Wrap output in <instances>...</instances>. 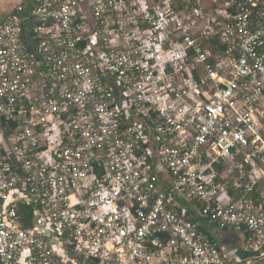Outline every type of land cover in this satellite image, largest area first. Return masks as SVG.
Returning <instances> with one entry per match:
<instances>
[{
	"label": "built area",
	"instance_id": "obj_1",
	"mask_svg": "<svg viewBox=\"0 0 264 264\" xmlns=\"http://www.w3.org/2000/svg\"><path fill=\"white\" fill-rule=\"evenodd\" d=\"M28 6L0 24V264L263 259L264 0Z\"/></svg>",
	"mask_w": 264,
	"mask_h": 264
},
{
	"label": "crops",
	"instance_id": "obj_2",
	"mask_svg": "<svg viewBox=\"0 0 264 264\" xmlns=\"http://www.w3.org/2000/svg\"><path fill=\"white\" fill-rule=\"evenodd\" d=\"M23 0H0V24L5 19L14 14L16 8L21 5ZM2 14V15H1ZM0 145L5 143V130L1 129ZM202 224L203 230L217 243L222 252L228 256H240L242 259L250 257L245 252V235L241 232L220 230L216 225L209 224L203 219H198Z\"/></svg>",
	"mask_w": 264,
	"mask_h": 264
},
{
	"label": "trees",
	"instance_id": "obj_3",
	"mask_svg": "<svg viewBox=\"0 0 264 264\" xmlns=\"http://www.w3.org/2000/svg\"><path fill=\"white\" fill-rule=\"evenodd\" d=\"M24 1H27L29 3V6L25 11L27 13L30 10V6L32 5L33 0H23V2ZM25 12H23V14H25ZM19 211L20 214L23 216V218L26 219V222L29 223L31 221V218L33 217V208L29 206L21 205Z\"/></svg>",
	"mask_w": 264,
	"mask_h": 264
},
{
	"label": "rangeland",
	"instance_id": "obj_4",
	"mask_svg": "<svg viewBox=\"0 0 264 264\" xmlns=\"http://www.w3.org/2000/svg\"><path fill=\"white\" fill-rule=\"evenodd\" d=\"M244 264H264V259L250 260L248 262H245Z\"/></svg>",
	"mask_w": 264,
	"mask_h": 264
}]
</instances>
